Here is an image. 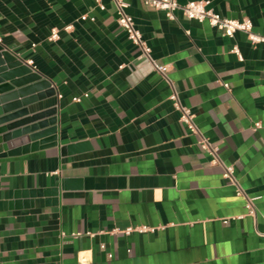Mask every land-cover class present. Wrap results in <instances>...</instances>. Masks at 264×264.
<instances>
[{
    "label": "crops",
    "instance_id": "0c3cea01",
    "mask_svg": "<svg viewBox=\"0 0 264 264\" xmlns=\"http://www.w3.org/2000/svg\"><path fill=\"white\" fill-rule=\"evenodd\" d=\"M124 1L235 182L179 121L111 0H0V51L53 90L28 112L57 121L54 141L0 142V264H264V43ZM206 1L264 33V0ZM137 227L150 229L124 232Z\"/></svg>",
    "mask_w": 264,
    "mask_h": 264
},
{
    "label": "built area",
    "instance_id": "2783aa9c",
    "mask_svg": "<svg viewBox=\"0 0 264 264\" xmlns=\"http://www.w3.org/2000/svg\"><path fill=\"white\" fill-rule=\"evenodd\" d=\"M96 5L104 10L105 6L102 3V0H94ZM117 14V24L123 28L128 38L132 41L133 44L139 47L141 55L148 58L154 69L158 71L169 83L171 88V93L169 95V99L172 102L174 109L179 113V121L182 122L188 131L191 134H195L198 136L197 144L200 148L206 152H208L211 156V162L218 163L222 166L223 177L231 182H235L234 178V170L232 166L225 165L218 156V150L215 146L211 144L207 137H205L197 128L194 122V114L187 107L184 106L179 98L178 92L175 89L172 82L167 78L168 66L166 65H158L154 62V60L150 57V48L142 39L141 33L135 27L133 19L130 15L125 12V8L127 6L124 0H111ZM143 3L146 6H150L155 10L161 11L165 14V16L170 20H175L176 11H180L184 17L190 20H196L198 22H208V24L217 30L221 31L224 36L231 37L235 32H242L246 35L248 41L255 45L259 43H264V33H257L253 31V25L250 19L242 18V19H230L227 17H223L219 13L213 12L211 9L207 8L208 1L206 0H195L189 1L184 4H180L177 0H143ZM88 16L86 14L81 16L82 20L87 19ZM68 28V27H67ZM58 37V32L53 30L50 34V39H55ZM232 51L239 55V52L236 47L232 48ZM227 87V85L225 84ZM74 101H80L79 97L73 98ZM260 127V123L256 122L254 124V128ZM237 193L240 194L241 190L238 189ZM246 209L248 215L255 214V208L253 204V199L246 197ZM150 228L147 227H137V228H127L124 232L130 233L131 231H145Z\"/></svg>",
    "mask_w": 264,
    "mask_h": 264
},
{
    "label": "water",
    "instance_id": "95a60500",
    "mask_svg": "<svg viewBox=\"0 0 264 264\" xmlns=\"http://www.w3.org/2000/svg\"><path fill=\"white\" fill-rule=\"evenodd\" d=\"M47 85L41 74L33 72L24 60L6 49L0 51V104L3 110L0 115V142L8 143L12 139H15L11 142L13 144L54 141L55 109L32 115L28 112L30 103L53 93V90H45Z\"/></svg>",
    "mask_w": 264,
    "mask_h": 264
}]
</instances>
